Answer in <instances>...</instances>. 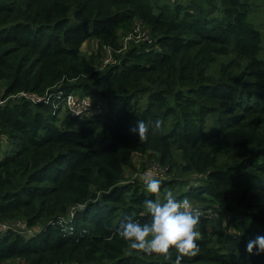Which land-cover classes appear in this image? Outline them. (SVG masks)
I'll return each instance as SVG.
<instances>
[{
  "label": "trees",
  "instance_id": "16d2710c",
  "mask_svg": "<svg viewBox=\"0 0 264 264\" xmlns=\"http://www.w3.org/2000/svg\"><path fill=\"white\" fill-rule=\"evenodd\" d=\"M249 13L248 0H0V146L13 149L0 264H171L116 234L156 197L126 175L138 154L165 171L161 196L200 212V251L182 264H264L246 249L264 235V37Z\"/></svg>",
  "mask_w": 264,
  "mask_h": 264
},
{
  "label": "clouds",
  "instance_id": "9594fccd",
  "mask_svg": "<svg viewBox=\"0 0 264 264\" xmlns=\"http://www.w3.org/2000/svg\"><path fill=\"white\" fill-rule=\"evenodd\" d=\"M162 126L163 121L157 119L151 127L155 130ZM130 132L138 134L140 140H147L149 127L145 121L137 120ZM141 178L147 191L156 194L154 199L144 202L150 218L141 222L129 216L119 224L116 234L123 238L131 249L148 255H161L171 264H182L185 257L196 256L200 251L198 241L202 238L199 231V210L193 207L188 198L176 199L172 191H167L161 196L164 177H157L151 169L143 172ZM246 249L250 254L264 253V235L249 240ZM172 252L177 253L174 261Z\"/></svg>",
  "mask_w": 264,
  "mask_h": 264
},
{
  "label": "rangeland",
  "instance_id": "374dc122",
  "mask_svg": "<svg viewBox=\"0 0 264 264\" xmlns=\"http://www.w3.org/2000/svg\"><path fill=\"white\" fill-rule=\"evenodd\" d=\"M250 3V13H249V18L250 20L262 31L263 37H264V0H248ZM141 26H138L137 32L140 36L144 34ZM139 36V37H140ZM83 51L87 54L90 55L91 53H98L99 51V45L98 43L90 38L83 44ZM262 57L264 58V39H263V49L261 53ZM63 116L66 114L65 111L61 113ZM61 115V116H62ZM80 126V121H74V124H72L69 127H79ZM12 147L9 148L8 143L4 142L3 146H0V160L3 159L7 154L12 152ZM136 169H128L127 174L128 177H142V173L145 172L146 170L153 169L155 167L154 164H148L147 158L142 157L141 155H136L134 157ZM165 171H162L164 174Z\"/></svg>",
  "mask_w": 264,
  "mask_h": 264
},
{
  "label": "built area",
  "instance_id": "2783aa9c",
  "mask_svg": "<svg viewBox=\"0 0 264 264\" xmlns=\"http://www.w3.org/2000/svg\"><path fill=\"white\" fill-rule=\"evenodd\" d=\"M43 98L40 97L38 98V100H42ZM4 101L5 100L2 99L0 96V104H2ZM66 105L68 110H70L73 115H82L91 106L89 99L87 98L80 99L73 94L67 97ZM151 170L156 173L157 177L162 176V171L161 169H159L158 166L155 165V167ZM6 228H8V225L6 223H0V230H5Z\"/></svg>",
  "mask_w": 264,
  "mask_h": 264
}]
</instances>
